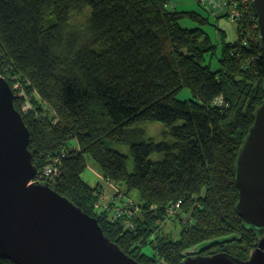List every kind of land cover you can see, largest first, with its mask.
Returning <instances> with one entry per match:
<instances>
[{
    "label": "trees",
    "instance_id": "16d2710c",
    "mask_svg": "<svg viewBox=\"0 0 264 264\" xmlns=\"http://www.w3.org/2000/svg\"><path fill=\"white\" fill-rule=\"evenodd\" d=\"M236 3L237 39L220 29L216 41L212 16L173 0H0V76L20 84L33 165L57 167L43 183L140 264L215 254L246 262L259 243L236 212L235 164L264 101V53L251 3ZM153 123L166 127L164 141L134 140ZM86 156L120 198L83 181Z\"/></svg>",
    "mask_w": 264,
    "mask_h": 264
},
{
    "label": "water",
    "instance_id": "95a60500",
    "mask_svg": "<svg viewBox=\"0 0 264 264\" xmlns=\"http://www.w3.org/2000/svg\"><path fill=\"white\" fill-rule=\"evenodd\" d=\"M264 53V0H251ZM0 76V259L13 264H140L106 237L99 221L39 174L29 150L31 133ZM236 212L259 243L246 262L225 254L188 257L181 264H264V101L235 164Z\"/></svg>",
    "mask_w": 264,
    "mask_h": 264
},
{
    "label": "rangeland",
    "instance_id": "374dc122",
    "mask_svg": "<svg viewBox=\"0 0 264 264\" xmlns=\"http://www.w3.org/2000/svg\"><path fill=\"white\" fill-rule=\"evenodd\" d=\"M204 1V0H203ZM173 5H175L177 7V9L179 11H200L202 13V15L204 16H208V12L206 10H204L203 7L199 6V4L196 2V0H173ZM245 9L248 7V4L243 6ZM190 9V10H189ZM229 13V12H228ZM222 26L225 25V29L228 31L227 34V40L228 41H233L235 40L234 38L237 36V31H236V21L233 19H230V22L227 21V23H225L224 21H221L220 23ZM194 26V23H188V26ZM192 26V27H193ZM217 29L216 26H214L210 31L212 33H214V31ZM229 29V30H228ZM250 36L246 35L245 36V40H250ZM16 89V93L17 91H19L21 89L20 84L16 83V85L14 86V90ZM23 89V88H22ZM24 89L22 90V95L25 99L26 102L23 106V111L26 112V114H29V110L31 108V105L29 104V100H28V95H26L24 93ZM191 97L190 94V90L188 88H185L180 94H179V98L182 100H186L189 99ZM223 98L221 97V100ZM221 100H216V104L222 105V103L224 102V99ZM140 131H143V137L140 134H137L134 138L137 139L138 142H142L144 139L147 138H151L154 140V142H162L166 139L165 137V133L167 132L166 127L162 124V123H153V124H147L144 126H141ZM134 140H129L132 142H134ZM118 150L124 154L129 153V147L128 146H121L118 147ZM87 164L88 167L85 170V172L82 174V179L85 183H87V185H89L90 187H92L93 189H104V193L105 194H109V196H107V200L111 201V193H114L115 195H113L112 197L115 198H120L122 195L120 194V192L116 189H114V186H110V184H108L106 181H104L102 175H101V171L99 166L96 164L95 161H93L91 158L87 157ZM43 183L44 181H42V175L40 177V174H37L36 179L34 180L33 183ZM118 189H120L124 194L129 196V199L131 201H135L137 204L140 202V198H139V194L136 191H127V188L124 184L120 183L116 186ZM104 194V195H105ZM106 196V195H105ZM101 201V200H100ZM181 204V203H180ZM172 214V212H171ZM173 225H171V227H169V230L174 229V227L172 228ZM150 251L149 247H144L143 248V252L144 253H148Z\"/></svg>",
    "mask_w": 264,
    "mask_h": 264
},
{
    "label": "crops",
    "instance_id": "0c3cea01",
    "mask_svg": "<svg viewBox=\"0 0 264 264\" xmlns=\"http://www.w3.org/2000/svg\"><path fill=\"white\" fill-rule=\"evenodd\" d=\"M196 2L199 4V6L203 7L204 10H206L208 12L209 17L212 16L213 24H211V26H209L208 31L211 33L213 38L217 41V39L219 38L218 30H220V29H222L226 34H228V31L225 29L226 24L222 26L220 24L221 21H219V19H216V17L221 16V18L229 20V17H230L229 13H231L230 0H204V1L203 0H196ZM173 8L177 9V7L175 5H173ZM193 10L191 12L202 14L198 10L197 11L196 10L193 11ZM188 12H190V11H188ZM229 22H230V20H229ZM225 23H227V22H225ZM214 26H216L217 29L214 31V33H212L210 30ZM236 39H237V36H236Z\"/></svg>",
    "mask_w": 264,
    "mask_h": 264
},
{
    "label": "built area",
    "instance_id": "2783aa9c",
    "mask_svg": "<svg viewBox=\"0 0 264 264\" xmlns=\"http://www.w3.org/2000/svg\"><path fill=\"white\" fill-rule=\"evenodd\" d=\"M250 0H242V2H243V4H250L251 2H249ZM236 0H230V6L232 7V13H233V15L234 16H239V18H241V15H240V13H239V11L237 10V7H236ZM53 173H58V168L57 167H55L53 170H47L45 173H40V177H41V175H42V180H44V178L45 177H49V176H51V174H53ZM105 199H101V201H100V203H101V205H103V207H106L105 206ZM120 216V214H117L116 216H115V218H118Z\"/></svg>",
    "mask_w": 264,
    "mask_h": 264
}]
</instances>
